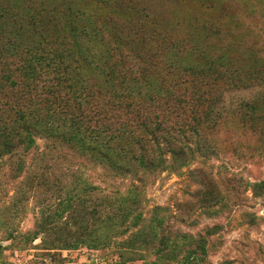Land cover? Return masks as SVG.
I'll return each mask as SVG.
<instances>
[{"label":"rangeland","instance_id":"rangeland-1","mask_svg":"<svg viewBox=\"0 0 264 264\" xmlns=\"http://www.w3.org/2000/svg\"><path fill=\"white\" fill-rule=\"evenodd\" d=\"M37 1L61 10L72 5L88 28L110 43L115 29L144 23L154 38L136 29L117 36L124 46L132 40L128 47L137 56L126 70L135 62L136 69L146 65L140 81L144 92L178 93L184 79L178 75L191 66L203 71L222 64L264 74V0ZM167 45L174 47L177 73L149 59ZM143 60L147 64H140ZM201 83L200 93H223L216 105L221 117L200 129L209 150H197L193 136L182 139L193 158L179 172L169 168L138 190L142 222L136 225L134 216L125 215L133 205L130 178L109 184L110 178L97 176L68 150L50 152L40 139L36 150L21 157L23 166H17V157H2L0 264H182L194 252L195 260L191 255L186 264H264V195L253 187L264 180V81L229 91ZM165 159L168 165L175 162L171 154ZM94 186L99 189L83 190ZM75 192L83 199L79 207L65 203ZM94 208L100 213L96 218ZM156 216L164 228L154 235L151 220ZM78 231L86 235L81 238L85 242L64 248L63 243L74 245ZM176 239L183 245L178 252L171 246Z\"/></svg>","mask_w":264,"mask_h":264},{"label":"trees","instance_id":"trees-1","mask_svg":"<svg viewBox=\"0 0 264 264\" xmlns=\"http://www.w3.org/2000/svg\"><path fill=\"white\" fill-rule=\"evenodd\" d=\"M24 1L0 0V159L17 157V166H23L21 157L36 150V140L40 139L50 152L68 150L97 176L110 178L109 184L130 178L133 205L125 215L135 217L134 225L142 222V207L135 202L138 190L169 168L179 172L187 164L185 160L193 158L182 139L193 136L197 150H209L201 141L200 129L217 120L221 109L217 110L216 105L223 93H200L198 81L220 85L218 88L224 91L264 81L262 70L247 74L222 64L203 71L191 66L178 75L184 78L178 93L164 90L159 95L144 88L145 93L140 81L144 82L146 65L136 69L135 62L126 70L137 56L128 47L132 40L126 47L121 36L117 37L126 32L132 35L135 29L141 35H153L144 23H135L143 24L137 28L131 23L119 31L115 29L110 43L104 35L89 29L90 23L72 5L61 10L37 0ZM173 48L167 45L163 52L154 51L149 59L177 73ZM142 63L147 64L145 60ZM184 146L189 155H185ZM165 154L175 157L173 165L166 163ZM253 187L264 195V180ZM98 189L94 186L83 190ZM82 200L75 192L65 203L79 207ZM99 214L96 208L92 210L93 217ZM151 223L152 234L163 231L162 218L156 216ZM50 224L45 222L41 229L47 230ZM83 236L78 231L74 245L62 246L77 247L85 242ZM171 246L178 252L183 247L181 239ZM199 247L205 251L202 245ZM191 255L195 260V252L188 253L182 264Z\"/></svg>","mask_w":264,"mask_h":264}]
</instances>
